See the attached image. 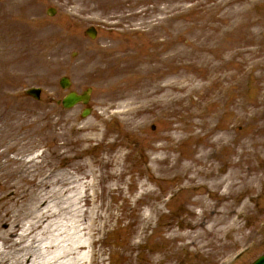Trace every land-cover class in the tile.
<instances>
[{
    "label": "rangeland",
    "instance_id": "rangeland-1",
    "mask_svg": "<svg viewBox=\"0 0 264 264\" xmlns=\"http://www.w3.org/2000/svg\"><path fill=\"white\" fill-rule=\"evenodd\" d=\"M62 77L92 89L87 119L56 105ZM86 125L98 131L74 132ZM84 137L94 172H73L59 155ZM0 154V180L27 194L61 171L81 180L74 201L90 185L95 205L82 210L98 217L106 264L253 263L264 254V0H1ZM118 154L123 176L103 165ZM35 155L30 170L17 163ZM61 233L50 240L74 230Z\"/></svg>",
    "mask_w": 264,
    "mask_h": 264
},
{
    "label": "bare ground",
    "instance_id": "bare-ground-1",
    "mask_svg": "<svg viewBox=\"0 0 264 264\" xmlns=\"http://www.w3.org/2000/svg\"><path fill=\"white\" fill-rule=\"evenodd\" d=\"M85 131L91 134L98 131V127L86 125L74 130L76 134ZM91 143L90 137L67 140L64 143L65 151L59 157L65 162L67 160L73 172H94L86 161H81L86 157V145ZM68 153L71 155L67 156ZM35 160L36 156L30 161L17 160V163L30 170L39 164ZM103 165L124 175L125 159L121 154L103 162ZM2 168L0 166V172ZM186 171L189 172L188 169ZM200 171L204 172L205 169ZM67 172L71 171L48 176L49 179L53 177L52 181H41L30 194L23 186L0 180V264H106L105 253L93 249L96 245L94 221L98 217L87 218L86 223L85 216L89 212L82 210L83 203L92 207L95 205L87 190L90 185L83 184L82 197L74 201L76 197L72 195L78 191L76 184L81 180ZM211 173L212 170L208 174ZM3 177L5 175L0 173V178ZM54 186H57L56 190ZM62 218L68 224L64 225L60 221ZM62 227L73 229L74 234L60 238L58 243L50 240L55 235L62 236ZM102 227L105 229L106 223Z\"/></svg>",
    "mask_w": 264,
    "mask_h": 264
},
{
    "label": "water",
    "instance_id": "water-1",
    "mask_svg": "<svg viewBox=\"0 0 264 264\" xmlns=\"http://www.w3.org/2000/svg\"><path fill=\"white\" fill-rule=\"evenodd\" d=\"M95 33L92 34V36H94ZM81 99H78L75 95H72L71 97H69V103H65V106H72L73 104H75L76 102H78ZM255 264H264V256L262 258H260Z\"/></svg>",
    "mask_w": 264,
    "mask_h": 264
}]
</instances>
